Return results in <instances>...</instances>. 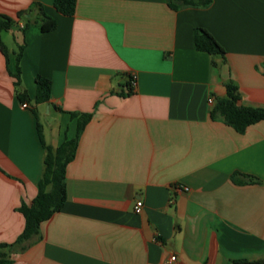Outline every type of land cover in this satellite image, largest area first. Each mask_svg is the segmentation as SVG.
Here are the masks:
<instances>
[{
	"label": "crops",
	"instance_id": "0c3cea01",
	"mask_svg": "<svg viewBox=\"0 0 264 264\" xmlns=\"http://www.w3.org/2000/svg\"><path fill=\"white\" fill-rule=\"evenodd\" d=\"M173 1L76 0L74 13L62 15L52 0H0V15L16 21L1 32L4 44L7 33L16 47L6 45L8 66L0 51V244L22 232L18 207L37 192L43 167L37 124L44 142L57 147L76 134L72 112L91 114L66 166L63 206L8 264L264 258V119L239 133L212 119L208 103L224 97L232 81L240 104L264 105V0L177 9ZM33 3L56 20L54 29L32 24L21 31L29 14L18 13ZM196 27L215 37L223 56L195 48ZM21 44L27 102L17 98L10 74ZM38 74L51 81L47 103H34ZM237 172L259 182L235 183Z\"/></svg>",
	"mask_w": 264,
	"mask_h": 264
},
{
	"label": "trees",
	"instance_id": "16d2710c",
	"mask_svg": "<svg viewBox=\"0 0 264 264\" xmlns=\"http://www.w3.org/2000/svg\"><path fill=\"white\" fill-rule=\"evenodd\" d=\"M212 0H178L170 2V6L177 8H204L211 4ZM54 9L62 15H72L75 11L76 0H52ZM37 10L39 17L31 20L30 12ZM25 17V23L21 26L24 31L28 26L37 24L41 31H49L56 27V20L44 12L40 3H33L26 12L18 13V17ZM16 26V21L8 16L0 15V51L6 58L8 66V50L1 39V32L7 31ZM194 45L199 51L207 52L211 55H224L225 51L215 37L207 30L201 27L194 29ZM23 45L18 46L16 52L15 71L10 74L15 78L14 86L16 96L21 102H27V94L21 86L20 79V58ZM262 72L264 74V60L262 63ZM131 74L129 75V86L131 90ZM36 94L34 103H47L51 94L50 79L42 76H35ZM226 94L224 97L216 98L210 106V117L212 119H221L225 124L234 128L237 132L243 133L245 129L264 119V105L246 106L239 103L240 97L238 87L232 81L225 83ZM35 113V112H34ZM72 117H77L76 134L72 138L64 139L57 147H52L44 142L39 124L37 132L43 147V167L40 179L37 185V192L30 203L22 202L18 207L24 217V228L17 238L11 243L0 244V264L11 262V254L17 251H24L33 241L39 237L40 224L50 218L52 214L58 211L64 204L66 193L64 186V176L67 164L75 156L78 137L84 126L91 117L89 113H71ZM240 173H234L232 180L235 183L244 184L247 182L258 183L259 180L248 176L247 180L238 178ZM262 264L264 258L254 262L245 260H235L234 264Z\"/></svg>",
	"mask_w": 264,
	"mask_h": 264
},
{
	"label": "built area",
	"instance_id": "2783aa9c",
	"mask_svg": "<svg viewBox=\"0 0 264 264\" xmlns=\"http://www.w3.org/2000/svg\"><path fill=\"white\" fill-rule=\"evenodd\" d=\"M136 80V76L134 74H131V79H130V83H131V87L133 88L134 85H135V81ZM213 102V99L212 98H209L208 99V103L211 105ZM23 106H26V104H23ZM176 188L178 189H182V190H185L187 191L188 190V187L184 186V185H176ZM142 201L141 200H136L135 203H134V212L136 213H139L142 209ZM176 259V256L172 255L170 256V258L168 259V263H171L173 262L174 260Z\"/></svg>",
	"mask_w": 264,
	"mask_h": 264
},
{
	"label": "rangeland",
	"instance_id": "374dc122",
	"mask_svg": "<svg viewBox=\"0 0 264 264\" xmlns=\"http://www.w3.org/2000/svg\"><path fill=\"white\" fill-rule=\"evenodd\" d=\"M3 34H4L3 37H4V41H5L6 45L9 48L15 49L16 44L14 43L12 37L10 35H6L7 33H3ZM42 123H45L44 119L42 120Z\"/></svg>",
	"mask_w": 264,
	"mask_h": 264
}]
</instances>
